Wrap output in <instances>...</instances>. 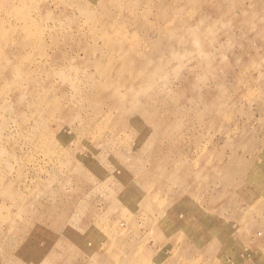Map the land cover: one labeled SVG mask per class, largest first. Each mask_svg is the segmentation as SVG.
Instances as JSON below:
<instances>
[{
  "label": "rangeland",
  "instance_id": "374dc122",
  "mask_svg": "<svg viewBox=\"0 0 264 264\" xmlns=\"http://www.w3.org/2000/svg\"><path fill=\"white\" fill-rule=\"evenodd\" d=\"M109 1L0 0V264H264V0Z\"/></svg>",
  "mask_w": 264,
  "mask_h": 264
},
{
  "label": "crops",
  "instance_id": "0c3cea01",
  "mask_svg": "<svg viewBox=\"0 0 264 264\" xmlns=\"http://www.w3.org/2000/svg\"><path fill=\"white\" fill-rule=\"evenodd\" d=\"M114 0H112V1H109V2H112V4H116V5H118L119 3H117V2H113ZM147 3L146 4H148L147 6V10H146V15L145 14H143V15H141L139 18H138V20H135V19H133V18H128V16L125 14L126 13V11H120L123 7H121V8H117L115 11H114V13L113 12H110V17L111 18H109L110 20L108 21V23H112V22H115V24H107V28H109V29H111V31L109 32V34H108V37H107V42L104 44V46H103V48L102 49H100V51H104V55L106 54L107 56H103L102 55V53H98V50H97V52H94V49H93V47H86V48H84V50H85V52H86V54H89V53H93V54H100L102 57H107V58H109V57H111V58H109L108 59V63H106V67L105 68H103V66H101V64L100 63H96V67L98 68V69H100V71L102 72V75L104 76V79H106L107 81L109 80V82H112L113 80H110L111 79V76H113V75H108V72L110 71V70H114L115 68L117 69V71L118 70H122V68H123V66H125V69L123 68V71L124 70H127V71H129V73H131V77H127L126 75H124V78H127V81L126 82H128L129 83V80L131 81V82H133V86L136 88V86H138V83H139V85H140V87L141 86H143V87H145L146 89H149V88H151L152 87V85L154 86V84H152V83H149V82H147L146 81V78H142V79H140L139 80V78L137 79V77L133 74V73H137L136 71H138V70H140V68H141V66H149V62H151L150 61V59L148 58V57H146V56H144L143 54H145V50H143L142 52L139 50V49H137V46L136 45H134V44H132V46H131V52L129 53V54H127V56L125 55V57H126V60H124V59H122V60H119V59H117L118 57H114L110 52H109V50L107 49V47H105V45L106 44H113L114 46H115V51H117V53H116V56H118V55H123L124 53H126L125 52V50L126 51H128L127 50V43H125V41H122L121 40V38L120 37H118L117 35L120 33L119 32V26H118V23H123V21H126L127 20V18L129 19V20H131V22L132 23H135V24H138L140 27V29L144 32L145 30V28H146V26H147V30H150L151 28H155V26L157 27L156 28V30H158V31H161V30H168L169 29V25L168 26H164L163 24L164 23H166L168 20L169 21H171V20H174V19H177L176 17H175V15H166L167 14V10H165V8H166V0H161V1H155V0H148V1H146ZM132 4H133V8H134V6H135V8H137V12H138V5L139 4H141V0H134V2H131ZM154 4V5H153ZM150 5V6H149ZM164 6V7H163ZM151 7V8H150ZM153 9H156L158 12H159V16H158V12H157V16L159 17L158 18V22H157V24H155V23H153V22H150L148 19H145V17L146 16H148L149 15V10H151V12H152V10ZM161 12H160V11ZM135 11V10H134ZM149 11V12H148ZM136 12V11H135ZM151 12H150V14H151ZM171 12V11H170ZM175 12V11H174ZM148 13V14H147ZM162 14V15H161ZM119 15H120V17H119ZM174 16V17H173ZM142 18V19H141ZM173 18V19H172ZM145 20V21H144ZM177 20H179V18L177 19ZM143 22H145V23H143ZM147 22V23H146ZM116 27H115V26ZM163 27V28H162ZM165 28V29H164ZM114 29H117V30H114ZM166 33V32H165ZM116 35V36H115ZM138 35H140V33L139 32H135V36H134V39L138 36ZM119 38V39H118ZM147 38V37H146ZM132 39V38H131ZM111 41V42H110ZM121 43H122V45H121ZM161 44H163V41L162 40H159V43H158V46L159 45H161ZM121 45V46H120ZM134 45V46H133ZM156 45V44H155ZM119 46V47H118ZM124 47V48H123ZM127 47V48H126ZM134 47V48H133ZM121 48H122V50H121ZM120 49V50H119ZM123 49H125L124 50V52H123ZM138 50V51H137ZM139 53V54H138ZM108 54H109V56H108ZM134 54H135V56H134ZM112 55V56H111ZM132 55H133V57H132ZM140 55V56H139ZM130 57H132V58H130ZM129 58V59H128ZM131 59H133V60H131ZM137 59V60H136ZM146 59L148 60V61H146ZM117 63H116V62ZM126 62H127V64H126ZM147 62H148V64H147ZM110 65V66H109ZM115 67V68H114ZM119 67V68H118ZM112 68V69H111ZM133 68V69H132ZM108 69H110V70H108ZM117 73V72H116ZM138 73H140V72H138ZM137 73V74H138ZM105 74V75H104ZM121 74V73H120ZM118 76V75H117ZM116 76V77H117ZM120 78H123L121 75H120ZM141 84H143V85H141ZM145 84V85H144ZM151 84V85H150ZM149 86H151V87H149ZM139 86H138V88H140ZM99 91H100V89H99ZM151 98V97H150ZM142 99V98H141ZM141 99H138V100H135V101H133V103L135 104V106H139V104H140V102H141ZM118 103H124V100H118ZM124 106V105H123Z\"/></svg>",
  "mask_w": 264,
  "mask_h": 264
},
{
  "label": "bare ground",
  "instance_id": "6f19581e",
  "mask_svg": "<svg viewBox=\"0 0 264 264\" xmlns=\"http://www.w3.org/2000/svg\"><path fill=\"white\" fill-rule=\"evenodd\" d=\"M25 2V1H24ZM27 2V1H26ZM93 2V1H92ZM188 2V1H187ZM109 4H112V2H109ZM33 5V4H32ZM146 5H148V4H146ZM154 5V4H153ZM126 6V5H125ZM150 6V5H149ZM148 7V6H147ZM164 7V6H163ZM20 8V7H19ZM151 8V7H150ZM29 9H31V8H29ZM126 11L125 10V8H122L120 11ZM29 11V10H28ZM150 12H151V10H149ZM148 11V12H149ZM162 11V10H161ZM150 12H149V14H150ZM146 13V12H145ZM126 14V13H125ZM148 14V13H147ZM89 15V14H88ZM146 15V14H145ZM160 14H159V12H158V16H159ZM162 15V14H161ZM167 15V14H166ZM172 15V14H171ZM90 16V15H89ZM92 16V15H91ZM180 16V15H179ZM174 17V16H173ZM22 18V17H21ZM31 18V17H30ZM94 18V17H93ZM159 18V17H158ZM131 19V18H130ZM138 19V18H137ZM173 19V18H172ZM175 20V19H174ZM177 20V19H176ZM145 21V20H144ZM169 21V20H168ZM180 21H182V20H180ZM28 22H29V19H28ZM170 22V21H169ZM172 22H174V21H172ZM143 23H145V22H143ZM147 23V22H146ZM178 23H179V20H178ZM172 24H174V23H172ZM175 25V24H174ZM107 26V25H106ZM115 26V25H114ZM117 26V25H116ZM115 26V27H116ZM165 26V25H164ZM97 27V26H96ZM120 27V26H119ZM140 27V26H139ZM163 28V27H162ZM173 28V27H172ZM165 29V28H164ZM122 31H124V30H122ZM177 31H178V29H177ZM2 32V31H1ZM133 32V31H132ZM141 32V31H140ZM157 32V31H156ZM104 33V32H103ZM5 34V33H4ZM13 34V33H12ZM124 34V33H123ZM171 34V33H170ZM116 36V35H115ZM118 36V35H117ZM120 36V35H119ZM177 36V35H176ZM4 37H5V35H4ZM7 37V36H6ZM124 39V38H123ZM4 40V39H3ZM127 40V39H126ZM5 41V40H4ZM15 41H17V40H15ZM33 41V40H32ZM38 42V41H37ZM111 42V41H110ZM29 43V39H26L25 40V42H24V44H28ZM126 43V42H125ZM130 44H131V42H130ZM121 45H122V43H121ZM120 45V46H121ZM38 46V45H37ZM134 46V45H133ZM24 47V46H23ZM105 47H107V49L109 50V52L115 57L116 56V52L117 51H115V46L111 43V44H106L105 45ZM119 47V46H118ZM130 47V46H129ZM124 48V47H123ZM127 48V47H126ZM134 48V47H133ZM128 49V48H127ZM120 50V49H119ZM121 50H122V48H121ZM124 50L125 49H123V52H124ZM130 51H131V49H130ZM138 51V50H137ZM125 52H126V50H125ZM139 54V53H138ZM111 55V56H112ZM140 56V55H139ZM4 57V56H3ZM132 57H133V55H132ZM132 57H130V58H132ZM129 59V58H128ZM125 60H126V58H125ZM131 60H133V59H131ZM137 60V59H136ZM177 60V59H176ZM180 60V59H179ZM146 61H148L147 59H146ZM116 62V61H115ZM117 63V62H116ZM126 64H127V62H126ZM110 66V65H109ZM179 66H181L182 67V63H180V65ZM181 67H179L180 69H181ZM115 68V67H114ZM119 68V67H118ZM179 68L177 69V70H179ZM112 69V68H111ZM116 69V68H115ZM123 69V68H122ZM133 69V68H132ZM15 70H17V69H15ZM108 70H110V69H108ZM111 71V70H110ZM130 71V70H129ZM118 74V73H117ZM118 75H120V74H118ZM117 78V77H116ZM118 79V78H117ZM138 79V78H137ZM120 80V79H119ZM125 81V79L123 80V82ZM152 84H154V83H152ZM114 85V84H113ZM117 85V84H116ZM138 85H139V83H138ZM151 85V84H150ZM123 86V85H122ZM153 86V85H152ZM149 87H151V86H149ZM122 88V87H121ZM118 89V88H117ZM150 89V88H149ZM148 90V89H147ZM119 91V90H118ZM116 98H118V97H116ZM121 101H122V99H121Z\"/></svg>",
  "mask_w": 264,
  "mask_h": 264
}]
</instances>
